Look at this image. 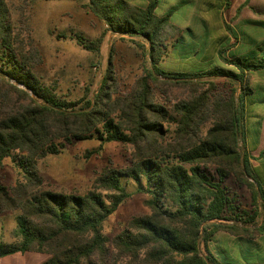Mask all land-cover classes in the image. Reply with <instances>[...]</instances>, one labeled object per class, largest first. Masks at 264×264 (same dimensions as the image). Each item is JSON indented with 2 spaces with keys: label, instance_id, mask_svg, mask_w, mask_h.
Segmentation results:
<instances>
[{
  "label": "trees",
  "instance_id": "obj_1",
  "mask_svg": "<svg viewBox=\"0 0 264 264\" xmlns=\"http://www.w3.org/2000/svg\"><path fill=\"white\" fill-rule=\"evenodd\" d=\"M145 1L146 7L126 0L82 5L105 24L106 33L144 40L148 47L140 48L151 68L122 92L112 49L96 94L72 102L35 74L40 52L16 32L9 0H0V169L12 159L22 171L13 187L0 183V216L17 214L13 237L18 240L0 243V258L38 253L49 256L42 264H220L208 248L214 236H237L240 224L253 225L258 217L240 210L226 181L248 186L254 205L260 202L264 211V152L254 168L245 116L251 75L264 71V61L226 59L232 49L228 41L215 59L202 50V61L216 60L217 67L164 71L169 43L179 42L182 30L171 23V13L157 15L160 0ZM225 1L229 9L231 0ZM105 34L94 41L75 37L97 56ZM218 80L231 88L220 90ZM91 140L101 147H130L131 162L104 168L84 195L45 189L40 160ZM251 141L255 150L257 136ZM124 180L149 196L150 214L132 219L124 232L109 239L104 224L134 195ZM261 218L255 235L264 236V213Z\"/></svg>",
  "mask_w": 264,
  "mask_h": 264
},
{
  "label": "rangeland",
  "instance_id": "obj_2",
  "mask_svg": "<svg viewBox=\"0 0 264 264\" xmlns=\"http://www.w3.org/2000/svg\"><path fill=\"white\" fill-rule=\"evenodd\" d=\"M126 1L139 7L147 3L145 0ZM247 1L231 0L232 5L227 9L225 0H160L157 15L163 17L171 13V23L182 30L180 37H183L179 38V42L170 41L168 54L161 63V68L166 72L196 73L217 67L219 63L216 60L202 61V50L206 48L207 57L215 59L219 47H225L228 40L233 41V46L239 43L238 35L242 40L243 52H246V55H242L244 63L264 61V44L260 48L256 47L258 42H264V0ZM86 2L87 0H9L16 32L23 36L26 43H33L40 52L42 63L35 68V74L45 86L56 87L61 98L72 102L88 97L91 99L96 94L104 80L112 49L116 77L122 92H129L131 86L144 76V71L151 68L148 56L140 48L143 45L147 48L146 42L139 38L106 33L105 24L82 7ZM251 2L252 8L245 16L242 14L243 9ZM104 34L100 54L97 56L80 46L75 37L82 35L87 40L94 41ZM204 44L208 45L204 47ZM196 50L201 52L195 55ZM239 54L237 49L230 55L226 52L224 57L231 59ZM215 82L222 91L231 88V83L225 80ZM234 87L239 89L238 85ZM263 99L264 86L257 87L250 100L254 106H260ZM256 119L253 118L250 125L254 138L260 122ZM257 157L258 153H252L254 168L260 166ZM130 162V147L119 143L101 147L99 141L91 140L74 142L67 145L59 155L40 160L39 169L45 189L84 195L93 189L96 178L104 168L120 169ZM20 180L21 169L12 159H7L0 169V183L10 188ZM123 183L134 195L104 224L103 234L109 239L124 232L132 219L150 214L146 205L149 196L136 193L138 186L133 181L124 180ZM225 186L240 210L248 211L252 216L258 214V217L253 225L240 224L237 236L226 232L217 233L208 248L220 264H263L264 236L255 235L263 222L262 205L260 202L257 207L254 205L248 186L238 184L234 179L227 180ZM16 215L11 212L0 216V243L18 242L13 237V231L17 228ZM201 251L203 255H207L203 244ZM48 259L47 255L30 253L23 258H0V264H42Z\"/></svg>",
  "mask_w": 264,
  "mask_h": 264
},
{
  "label": "crops",
  "instance_id": "obj_3",
  "mask_svg": "<svg viewBox=\"0 0 264 264\" xmlns=\"http://www.w3.org/2000/svg\"><path fill=\"white\" fill-rule=\"evenodd\" d=\"M253 1V0H252ZM147 6V3L144 4L143 7H146ZM252 8V2L250 3V5L248 7H245L243 9V12L242 14H244L245 16L248 15V11L251 10ZM262 11V10H261ZM260 11V12H261ZM262 14V13H260ZM238 44L236 46H233V41H229V45L232 46V49L229 50L227 52V55H230V53H232L233 51L239 49V55L236 57V58H241L243 59V56L242 55H246V52H243L244 49H242V40H241V37L240 35H238ZM264 44V42L260 41L258 42L257 44V48H260L262 45ZM220 48V47H219ZM216 54H218V50L216 52ZM252 77V93L246 98V110H245V116H246V126L248 128H250V125H251V122L253 120V118H257L256 120L260 121L259 122V129H257V141H258V146L256 147L255 150H253V146H252V141L254 138L252 136V133L249 131L248 134H247V148L248 150H250L251 152V158H252V153H258V157L256 158V160L259 158L260 154L262 152H264V99L261 101L262 104L260 106H254V104H252V101L250 100V96H254L255 94V89L257 87H263L264 86V71L262 72H257V73H253L251 75ZM252 150V151H251ZM251 163H252V160H251ZM252 166L254 167L253 163H252ZM30 253H27V254H16L14 255L15 257H24L25 255H28ZM13 256V257H14Z\"/></svg>",
  "mask_w": 264,
  "mask_h": 264
}]
</instances>
